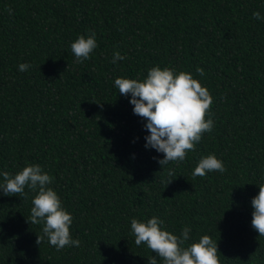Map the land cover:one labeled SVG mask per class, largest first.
<instances>
[{
  "label": "trees",
  "instance_id": "16d2710c",
  "mask_svg": "<svg viewBox=\"0 0 264 264\" xmlns=\"http://www.w3.org/2000/svg\"><path fill=\"white\" fill-rule=\"evenodd\" d=\"M253 11L264 15V0H0V169L39 163L80 240L37 244L26 187L0 195V264H147L155 253L134 243L130 221L152 215L217 240L220 264H264L251 227L264 180V19ZM90 30L97 47L76 63L70 44ZM115 51L125 58L113 64ZM153 65L191 72L212 97V130L163 169L113 84ZM209 153L225 171L192 176Z\"/></svg>",
  "mask_w": 264,
  "mask_h": 264
},
{
  "label": "clouds",
  "instance_id": "9594fccd",
  "mask_svg": "<svg viewBox=\"0 0 264 264\" xmlns=\"http://www.w3.org/2000/svg\"><path fill=\"white\" fill-rule=\"evenodd\" d=\"M252 16L256 20L264 19L260 11H253ZM96 47L94 30L78 34L70 44L76 63L89 59ZM124 58L115 51L111 62L115 64ZM30 67L28 62H20L17 66L21 72ZM197 72L202 74L201 69ZM113 84L120 95L128 97L133 113L144 118L142 126L147 130L144 147L163 153L153 157L162 169L169 162L183 161L187 152L201 140L202 134L210 132L214 126L209 111L212 97L207 87L191 72L153 65L143 79L118 76ZM211 171H225L223 161L215 153L201 157L191 174L205 176ZM168 176H172L171 170ZM171 180L168 179L167 184ZM52 183L53 177L39 163L25 164L14 174L0 169V195H23L26 187L34 193L27 219L32 224L42 225L37 244L47 238L57 250L65 246L79 247L80 240L70 232L72 213L63 205L57 191L51 187ZM257 185L259 191L250 201L251 227L264 236V180ZM130 232L137 246L143 243L155 253L147 256V264H220L217 240L208 234L191 238L188 225L177 234L169 230L164 219L157 215L145 219L133 217Z\"/></svg>",
  "mask_w": 264,
  "mask_h": 264
}]
</instances>
